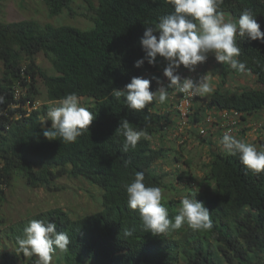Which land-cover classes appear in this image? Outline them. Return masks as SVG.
Here are the masks:
<instances>
[{
	"label": "trees",
	"instance_id": "1",
	"mask_svg": "<svg viewBox=\"0 0 264 264\" xmlns=\"http://www.w3.org/2000/svg\"><path fill=\"white\" fill-rule=\"evenodd\" d=\"M43 1L52 16L65 11L75 13L74 3L81 1L79 5L87 4L88 10L82 15L94 26L84 29L35 19L0 21V60L5 67L0 78V95L5 97L0 103V191L18 176L32 187L51 188L56 179L68 175L102 188L103 203L101 210L79 218L63 208L15 222H4L1 217L0 222L6 223L4 229L0 228L1 264H22L26 259L27 264H36L37 257L16 253V237L23 235L24 227L33 218L53 221L57 231L69 235V250L62 256L66 264H264V172L254 174L238 156L227 154L218 144L223 131L202 122L207 108L238 111L243 116H257L264 110V43L237 35L241 48L238 59L246 63V73L256 78V86L240 91L244 82L231 84L240 73L227 67L225 77L212 84L214 91L208 100L205 97V107L195 105L189 138L181 143L167 132L170 123L174 127L180 123L171 113L178 112L175 90H168L169 99L164 104L154 100L139 112L129 109L123 97L117 100L111 95L112 89H122L133 76L152 80L151 90L156 89L152 78L162 80L166 61L158 56L156 66L145 61L143 66L135 67L134 62L145 55L140 44L145 27L155 25L161 15L172 11V6L166 0ZM244 8L253 10L264 31V0H224L219 10L238 21ZM41 52L51 61L55 74L37 63ZM230 72L235 75L231 82ZM39 81L45 86L46 99L41 108L28 114L26 101L43 99ZM71 92L79 98L93 99L94 105L86 108L95 119L75 143L48 140L41 125L52 107L47 102L61 101ZM124 118L149 135L128 153L120 150L124 138L115 132ZM204 125L206 133L202 134ZM44 126L50 127L51 121H44ZM172 142L183 150L166 148V143ZM192 142L207 145L211 153L203 179L214 183V191L198 192L197 199L209 209L212 227L193 231L185 223L167 235H153L144 230L138 212L128 208L124 184L131 182L135 171H143L146 185L167 187L154 165L169 155L181 162L184 147ZM124 159L131 160L127 169ZM185 163L192 165L193 160L185 159ZM190 174L186 171V178ZM183 177L180 179L185 181ZM163 202L174 218L180 200L164 198ZM124 229H131L132 235L125 236Z\"/></svg>",
	"mask_w": 264,
	"mask_h": 264
},
{
	"label": "clouds",
	"instance_id": "2",
	"mask_svg": "<svg viewBox=\"0 0 264 264\" xmlns=\"http://www.w3.org/2000/svg\"><path fill=\"white\" fill-rule=\"evenodd\" d=\"M166 2L172 6V11L161 15L155 25L145 27L140 38L145 55L137 59L134 66L141 67L145 61L151 66H156L157 57H162L166 61L163 76L167 78V84L165 85L159 77H153L157 87L151 90L152 80L133 76L122 89L114 88L111 91L115 99L123 97L124 104L137 112L144 110L154 100L164 104L169 99V89L189 98L211 94L214 88L208 75L193 77L184 76L180 72L181 66L189 72H195L198 64L207 61L209 53L214 54L217 63L227 64L238 73L249 71L246 63L238 59L241 48L237 43V35L264 43V31H261L251 8L242 9L238 21L233 22L226 19L224 13L219 10L224 0ZM4 100L5 97L0 95V103ZM47 103L50 104V101ZM41 106L43 104L39 108ZM19 116L21 113H18L17 118ZM248 116L250 115L243 118ZM94 119V113L81 106L78 94L71 92L61 99L59 106L50 107L47 111L46 120L51 121V126H44L46 120L41 122L43 135L48 140L59 139L66 144L75 143L78 137L89 129ZM115 132L124 138L120 149L123 153L136 149L141 138L149 139L144 128L134 127L127 118L120 121ZM218 144L227 154L238 156L246 169L254 174L264 172V150H258L254 144L238 139L228 132L223 134ZM130 164V159H124V168L127 169ZM124 188L128 208L138 212L144 230L153 235H167L179 230L185 223L193 231H206L212 227L211 213L204 203L197 199L198 191L183 195L180 198L178 214L171 218L163 202L162 189L159 186L146 185L143 171H135L131 182L125 183ZM124 235L131 236L132 230L124 229ZM16 244L17 254L37 257L36 264H51L57 249L61 253L68 252L70 237L66 232L57 231L55 222L33 218L24 227L23 235L16 237Z\"/></svg>",
	"mask_w": 264,
	"mask_h": 264
},
{
	"label": "rangeland",
	"instance_id": "3",
	"mask_svg": "<svg viewBox=\"0 0 264 264\" xmlns=\"http://www.w3.org/2000/svg\"><path fill=\"white\" fill-rule=\"evenodd\" d=\"M81 1H76L74 3L75 13H69L65 11L63 14L58 16H52L50 14L49 8L43 0H2L1 2V13L0 21L12 22L20 21L26 19H35L41 23H53L55 25L70 24L76 25L81 28H91L94 24L93 22L82 15V12H88L87 4H79ZM226 19H231L233 22L237 21L236 18L232 17L228 13H224ZM37 63L45 68L50 74H55V69L51 61L47 56L41 52L37 55ZM230 67L227 64L217 63L214 54L209 53L206 62L198 64L195 69L197 76L206 74L210 78V83L214 84L215 80L220 77H225V74ZM4 64L0 60V78L4 75ZM188 69L181 66L180 72ZM238 74V73H237ZM239 77L235 78V75L230 72L228 81H234V83H242L239 88L246 89L247 87L256 86V78H254L250 73H240ZM243 80H239V79ZM231 82L232 85H234ZM41 90V103L43 104L46 99V89L41 81L38 82ZM210 94L205 95L207 98ZM173 98V97H172ZM207 100L202 99L203 102ZM60 101L53 102L50 101L52 107L59 106ZM81 106L89 107L94 105L93 99L90 97L80 98ZM200 104V103H199ZM250 120L247 122L248 125L244 127V133L241 132L242 126L240 128L234 129L232 133L238 139H243L248 143L254 144L258 150L264 149V110L257 116H248ZM157 145L160 144V140L157 138ZM175 142L166 143V148H176L178 151L183 150L180 146H176ZM190 144V143H189ZM184 147V154L182 161H174L172 158L176 156L169 155L170 157L162 159V161L157 162L154 165V169L164 176V181L168 185L162 188V194L164 198L177 199L188 193L190 190L205 192L214 191V183L210 184L205 182L203 177L205 176L204 166L210 161L211 153L208 146H201L195 142ZM165 147V144H164ZM214 149V148H213ZM175 153L174 150L170 151ZM178 154V153H175ZM174 155V154H173ZM179 156V155H178ZM181 158V156H179ZM191 158L193 160L192 165L185 163V159ZM189 178H186V171L189 174ZM183 177L185 181L180 179ZM0 191V218L2 217L4 222H15L24 218H28L32 215L38 214L43 211H47L54 208H63L64 210L70 212L73 217H81L87 214L95 213L102 208L103 203V190L99 186L90 183L83 178H75L65 175L59 177L49 187H32L28 185L23 177H16L13 179L12 184L9 186L3 185ZM180 206V205H179ZM180 208V207H179ZM0 222V228L4 229L6 223ZM2 239L0 238V242ZM2 244H0V251L3 253ZM11 248V247H10ZM9 248V249H10ZM63 253L59 250L53 255L51 264H66L65 260L62 259ZM0 255V264H1ZM27 264V259L22 263Z\"/></svg>",
	"mask_w": 264,
	"mask_h": 264
},
{
	"label": "built area",
	"instance_id": "4",
	"mask_svg": "<svg viewBox=\"0 0 264 264\" xmlns=\"http://www.w3.org/2000/svg\"><path fill=\"white\" fill-rule=\"evenodd\" d=\"M181 73L184 76H197L195 73L189 72V70L181 71ZM162 81L165 83V85L167 84L166 77L163 76ZM17 94L19 95V93ZM202 99H204V96H196L189 98L185 94L178 93V105L176 106L178 112L174 113L171 111V113L173 114V118H177L180 123L176 127L173 126L174 123H170L169 129L167 130L168 134H171L172 138H176L181 143H183L184 140L189 138V128L192 127L191 119L196 113L195 105L197 106L198 102H201V104L205 106V102H203ZM41 104V101H38L36 103L30 102V100L26 101L25 107H28V114L32 109H38ZM204 111L206 112V114L205 117L202 119V122L204 121L205 123H209V125L215 127V129H221L223 133L228 132L232 134L234 132V129L236 130L237 128H239L244 120L243 115L238 111H211L208 108ZM205 128V125L202 126V134L206 133ZM183 134H185V136L182 137Z\"/></svg>",
	"mask_w": 264,
	"mask_h": 264
},
{
	"label": "crops",
	"instance_id": "5",
	"mask_svg": "<svg viewBox=\"0 0 264 264\" xmlns=\"http://www.w3.org/2000/svg\"><path fill=\"white\" fill-rule=\"evenodd\" d=\"M239 76H240V75H239ZM239 76H238V77H239ZM236 79H237V78H236ZM239 80H243V79L241 78V79H239ZM241 82H243V81H241ZM233 83H234V82H233ZM234 84H236V83H234ZM244 120H245V121L242 123V125H241L242 128H241V130H240L241 132L243 131V133H244V127H245V125H246V126L248 125L247 122L250 120V118H246V119H244ZM206 146H207V145H206Z\"/></svg>",
	"mask_w": 264,
	"mask_h": 264
}]
</instances>
